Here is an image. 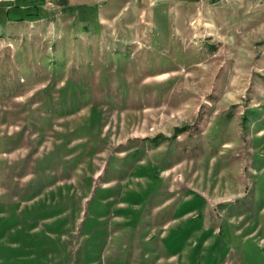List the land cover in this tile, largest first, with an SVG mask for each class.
<instances>
[{"label":"rangeland","instance_id":"1","mask_svg":"<svg viewBox=\"0 0 264 264\" xmlns=\"http://www.w3.org/2000/svg\"><path fill=\"white\" fill-rule=\"evenodd\" d=\"M0 264H264V0H0Z\"/></svg>","mask_w":264,"mask_h":264}]
</instances>
